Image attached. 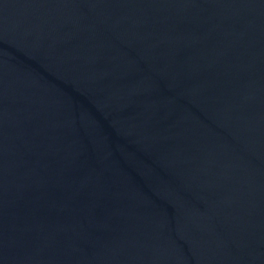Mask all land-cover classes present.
I'll return each mask as SVG.
<instances>
[{
    "label": "water",
    "instance_id": "1",
    "mask_svg": "<svg viewBox=\"0 0 264 264\" xmlns=\"http://www.w3.org/2000/svg\"><path fill=\"white\" fill-rule=\"evenodd\" d=\"M0 264H264V0H0Z\"/></svg>",
    "mask_w": 264,
    "mask_h": 264
}]
</instances>
